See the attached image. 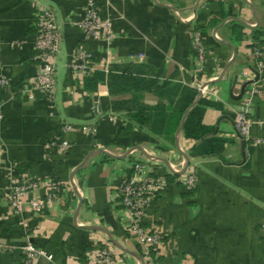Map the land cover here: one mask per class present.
Returning <instances> with one entry per match:
<instances>
[{
	"label": "crops",
	"instance_id": "crops-1",
	"mask_svg": "<svg viewBox=\"0 0 264 264\" xmlns=\"http://www.w3.org/2000/svg\"><path fill=\"white\" fill-rule=\"evenodd\" d=\"M93 1L100 19L111 22L107 41L84 38L79 23L86 0H0V72L10 78L0 89V243L11 247L0 254V264H22L20 247L28 235L52 257L36 264H85L102 241L114 247L115 264H264V96L251 108L248 138L235 127L242 101L235 97L247 82L242 73L254 69V48L264 47V0ZM42 9L53 14L59 35L52 104L31 86ZM195 32L205 51L200 63ZM79 45L95 60L87 76L68 68ZM94 73L103 80L93 88L85 80ZM121 73L156 83L121 90L109 81ZM164 82L195 89L218 105L205 109L202 123L228 141L221 157H194L198 143L182 129L169 143L115 106L130 92L154 105ZM64 124L73 126L62 135L67 150L59 145ZM136 162L166 180L144 220L162 237L154 259L143 258L117 197ZM185 170L194 172V189L183 184ZM11 172L59 181L62 192L38 215L25 208L14 216L5 196Z\"/></svg>",
	"mask_w": 264,
	"mask_h": 264
},
{
	"label": "built area",
	"instance_id": "built-area-1",
	"mask_svg": "<svg viewBox=\"0 0 264 264\" xmlns=\"http://www.w3.org/2000/svg\"><path fill=\"white\" fill-rule=\"evenodd\" d=\"M84 38L88 41H107L111 38V22L102 20L98 16L93 0H86L81 21L79 23ZM36 39L33 45V58L37 62V73L31 81L33 89L37 90L49 103L54 99V76L56 70V55L58 50V27L53 14L42 9L38 15ZM193 48L197 62H202L204 47L200 34H193ZM255 65L252 71H244L242 76L249 82L242 94L240 110L237 112L236 130L242 138H248L249 128L252 124L250 111L258 96H264V47L254 48ZM95 60L91 52L85 50L81 45L75 47L70 55L68 68L74 76H87L94 69ZM254 71L258 74L256 77ZM10 83L9 76L0 72V89L6 88ZM203 89H200L202 92ZM264 125V121L261 122ZM73 126L61 125V138L59 145L63 150L69 148V143L62 137ZM91 132L93 128H84ZM263 139H256L255 144L260 145ZM182 181L189 190L196 187L194 172L184 171ZM166 180L156 175L144 163L136 162L133 165L132 173L124 178L118 188V201L121 210L128 222V232L135 238L142 250L144 259L149 258V253L161 245L162 237L159 233L152 232L144 226V220L152 205L155 196L165 187ZM62 185L59 181H40L9 173V185L6 188L5 196L12 215L19 216L25 208H28L32 215L42 212L45 204L55 202L61 192ZM43 190L44 194H39ZM31 196V197H29ZM261 237L264 240V221L260 224ZM11 250V247L0 243V254ZM23 256L22 264H36L39 258L48 261L52 257L33 245L30 236H26L25 244L20 247ZM116 253L114 247L107 241L99 243L91 253H87L85 264H115Z\"/></svg>",
	"mask_w": 264,
	"mask_h": 264
},
{
	"label": "trees",
	"instance_id": "trees-1",
	"mask_svg": "<svg viewBox=\"0 0 264 264\" xmlns=\"http://www.w3.org/2000/svg\"><path fill=\"white\" fill-rule=\"evenodd\" d=\"M236 29L239 35L241 26L237 25ZM102 80V73H94L85 80V84L92 85L94 88ZM109 81L111 85L121 90L137 86L148 90L156 83L155 80L137 78L128 73L110 75ZM156 94L160 100L154 105L143 103L139 94L130 92L129 98L115 103V106L117 104L125 108L129 116V122L139 128L148 130L169 143L174 142V133L179 128L187 112L182 126L183 135L186 139L194 140L198 143L191 155L194 157L222 156L225 144L228 141L213 136V129L202 123L205 109L217 107V104L199 97V93L195 89L183 86L171 87L168 82H164ZM195 102L196 104H194ZM130 128L131 126L128 124L124 133L129 131ZM149 258H155L154 250L150 251Z\"/></svg>",
	"mask_w": 264,
	"mask_h": 264
},
{
	"label": "water",
	"instance_id": "water-1",
	"mask_svg": "<svg viewBox=\"0 0 264 264\" xmlns=\"http://www.w3.org/2000/svg\"><path fill=\"white\" fill-rule=\"evenodd\" d=\"M256 79H257V78H256ZM256 79H255V80H256ZM248 84H249V82L244 83V85H243L242 88H241V91H240L239 95H237V96L235 97L236 100H239V99L242 97V94H243V92H244V89H245V87H246ZM194 104H196V102H195ZM194 104H193V105H194ZM193 105H192V106H193ZM186 114H187V112L185 113L184 118H183V120H182V122H181V124H180L179 129H178L177 132H179V131L182 129L183 122H184V120H185Z\"/></svg>",
	"mask_w": 264,
	"mask_h": 264
}]
</instances>
